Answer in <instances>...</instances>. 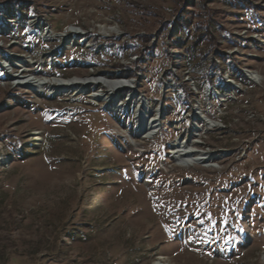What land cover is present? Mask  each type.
Segmentation results:
<instances>
[{"label":"rangeland","instance_id":"374dc122","mask_svg":"<svg viewBox=\"0 0 264 264\" xmlns=\"http://www.w3.org/2000/svg\"><path fill=\"white\" fill-rule=\"evenodd\" d=\"M0 264H264V0H0Z\"/></svg>","mask_w":264,"mask_h":264},{"label":"bare ground","instance_id":"6f19581e","mask_svg":"<svg viewBox=\"0 0 264 264\" xmlns=\"http://www.w3.org/2000/svg\"><path fill=\"white\" fill-rule=\"evenodd\" d=\"M104 30H103V33H104ZM105 32H106L105 34H107L109 32H115V30H114L113 27H110V28L106 29ZM19 80L20 81H19L18 84H22V85H29V84L31 85L32 83L40 84L39 80L38 79H34V78L33 79H19ZM81 81H79L77 79H71V80L65 81V82H60V81H57V82H59L61 87H67V86L76 85V84L85 82V81H83V82H81ZM96 81L100 82V80H96ZM134 84L135 83H134L133 80H129V81H125V82L124 81H119V80H114V81L112 80L111 82H108L106 84V87H110V88H117L118 86H130V87H133ZM154 122H155V119L152 120V124L150 125V129L154 128ZM183 145H181V144L177 145V147L179 148L177 150V153H179V156H182L184 158L183 161L201 162V161H209L210 160L211 156L208 155L207 153H200V152H198L196 150H191V149L190 150H184L185 148L183 147ZM180 147H181V149H180ZM185 147H186V145H185Z\"/></svg>","mask_w":264,"mask_h":264}]
</instances>
